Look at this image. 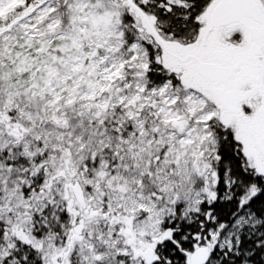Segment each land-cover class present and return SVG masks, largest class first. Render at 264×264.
<instances>
[{
    "label": "snow or ice",
    "instance_id": "1",
    "mask_svg": "<svg viewBox=\"0 0 264 264\" xmlns=\"http://www.w3.org/2000/svg\"><path fill=\"white\" fill-rule=\"evenodd\" d=\"M0 264H264V0H0Z\"/></svg>",
    "mask_w": 264,
    "mask_h": 264
}]
</instances>
